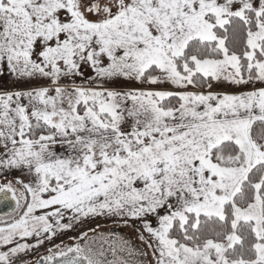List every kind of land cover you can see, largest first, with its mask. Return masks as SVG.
I'll return each mask as SVG.
<instances>
[{"label":"snow or ice","instance_id":"snow-or-ice-1","mask_svg":"<svg viewBox=\"0 0 264 264\" xmlns=\"http://www.w3.org/2000/svg\"><path fill=\"white\" fill-rule=\"evenodd\" d=\"M4 59L48 84L0 91V174L27 177L0 182V264H145L95 229L53 243L96 216L143 218L147 264H264V0H0Z\"/></svg>","mask_w":264,"mask_h":264},{"label":"rangeland","instance_id":"rangeland-1","mask_svg":"<svg viewBox=\"0 0 264 264\" xmlns=\"http://www.w3.org/2000/svg\"><path fill=\"white\" fill-rule=\"evenodd\" d=\"M60 16L62 19H67L68 16L66 12L61 10ZM42 48L39 44L34 45L33 48V59L39 60V51H41ZM95 77V72L91 68L90 65L86 63H81V67L79 69V75L75 76V82L76 83H84L88 81L89 79H92ZM62 83H71V81H62ZM48 81L40 78H32V79H26V78H17L14 76L8 69L7 61L6 59L0 60V91H15V90H26L30 87L40 86V85H47ZM92 86H95L93 84ZM106 86L113 87L117 89H128V88H145V87H154V88H169V85H154L149 86L145 84H139L135 81H127L124 79H117L113 81L107 82ZM251 85L247 86H241L237 87L234 85H230L226 82L214 84L212 91L215 89H231L232 91H225L228 93H237L240 91H244L247 89H244L245 87H250ZM54 150L57 151V153H64L66 151L65 147L62 145H55ZM21 177V178H27L24 173H22L19 170H11L7 175L0 174V182H3L5 179L12 180L14 177ZM167 209H161L159 211V215L166 214ZM148 222L152 223L153 226L158 225V215L156 214H149ZM63 222L67 223V219H65ZM144 222L143 218H137V219H129L127 225L124 224L123 220L114 217V216H96V217H88L83 220L82 223L74 225L73 229L68 230L67 232L58 235L54 238L53 243H72L73 238L79 237L81 232H88L89 237L93 236L92 229H95V235L100 236L103 234L104 236H108L110 233L115 234L117 238H123L125 240H128L132 247L137 250V255L133 256L132 259L139 262L144 261L145 264L151 259V250L147 249L146 246L143 244L142 241L138 238V232L137 229L140 231H143L142 224ZM118 230L114 231L113 228ZM127 237H125V236ZM29 242H34L31 238L29 239ZM83 243V242H82ZM48 247H51V244L48 242H45V244L39 248L38 252H32L28 256L23 257L26 260H33L39 255H43L46 252V249ZM104 247L107 249V245H104ZM147 251L149 253L148 256H142L139 255V253H143ZM125 256H127V253H124ZM106 256L108 259H112L111 253L106 252Z\"/></svg>","mask_w":264,"mask_h":264},{"label":"water","instance_id":"water-1","mask_svg":"<svg viewBox=\"0 0 264 264\" xmlns=\"http://www.w3.org/2000/svg\"><path fill=\"white\" fill-rule=\"evenodd\" d=\"M10 201H0V213L8 211Z\"/></svg>","mask_w":264,"mask_h":264},{"label":"crops","instance_id":"crops-1","mask_svg":"<svg viewBox=\"0 0 264 264\" xmlns=\"http://www.w3.org/2000/svg\"><path fill=\"white\" fill-rule=\"evenodd\" d=\"M247 88L249 89V88H251V86L250 87H245L244 89H247ZM226 90L227 91H232V92L234 91V90H231V89H229V90L228 89H217V90L215 89L214 91H216V92H225Z\"/></svg>","mask_w":264,"mask_h":264},{"label":"flooded vegetation","instance_id":"flooded-vegetation-1","mask_svg":"<svg viewBox=\"0 0 264 264\" xmlns=\"http://www.w3.org/2000/svg\"><path fill=\"white\" fill-rule=\"evenodd\" d=\"M4 213V212H3ZM114 229V231H116L117 229H116V227L115 228H113ZM118 231V230H117ZM125 236V235H124ZM126 237V236H125ZM127 238V237H126ZM83 241H81V243H82Z\"/></svg>","mask_w":264,"mask_h":264}]
</instances>
